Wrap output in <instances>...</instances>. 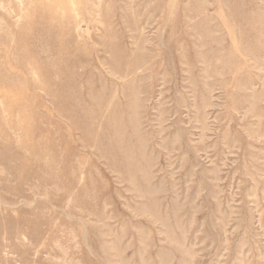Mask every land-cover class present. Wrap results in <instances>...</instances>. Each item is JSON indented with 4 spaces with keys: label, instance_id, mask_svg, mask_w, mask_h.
Masks as SVG:
<instances>
[{
    "label": "rangeland",
    "instance_id": "obj_1",
    "mask_svg": "<svg viewBox=\"0 0 264 264\" xmlns=\"http://www.w3.org/2000/svg\"><path fill=\"white\" fill-rule=\"evenodd\" d=\"M0 264H264V0H0Z\"/></svg>",
    "mask_w": 264,
    "mask_h": 264
}]
</instances>
